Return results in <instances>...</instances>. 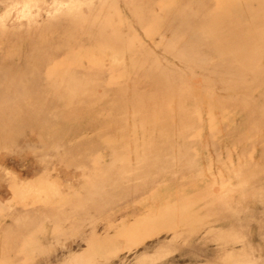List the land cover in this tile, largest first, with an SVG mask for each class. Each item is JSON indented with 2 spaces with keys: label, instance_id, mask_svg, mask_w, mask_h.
Masks as SVG:
<instances>
[{
  "label": "rangeland",
  "instance_id": "rangeland-1",
  "mask_svg": "<svg viewBox=\"0 0 264 264\" xmlns=\"http://www.w3.org/2000/svg\"><path fill=\"white\" fill-rule=\"evenodd\" d=\"M0 264H264V0H0Z\"/></svg>",
  "mask_w": 264,
  "mask_h": 264
}]
</instances>
